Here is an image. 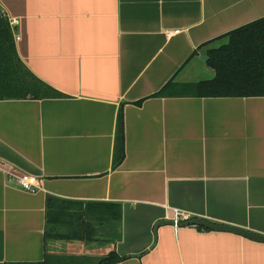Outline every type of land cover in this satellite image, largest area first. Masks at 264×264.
Instances as JSON below:
<instances>
[{"label":"crops","instance_id":"1","mask_svg":"<svg viewBox=\"0 0 264 264\" xmlns=\"http://www.w3.org/2000/svg\"><path fill=\"white\" fill-rule=\"evenodd\" d=\"M0 10L18 21L20 61L61 95L0 100V264L46 254L97 264L111 252L114 264H264V243L155 228L178 213L264 235V97H154L170 81L212 80L202 57L263 18L264 0H0ZM49 196L117 203L118 230L45 241Z\"/></svg>","mask_w":264,"mask_h":264},{"label":"trees","instance_id":"2","mask_svg":"<svg viewBox=\"0 0 264 264\" xmlns=\"http://www.w3.org/2000/svg\"><path fill=\"white\" fill-rule=\"evenodd\" d=\"M227 43L207 52L206 64L214 78L192 84L170 81L154 97L194 96L198 98L264 97V17L227 33ZM61 95L37 79L20 61L7 17L0 10V100H42ZM123 160V127L119 113L113 152V168ZM121 206L111 202H76L47 197L45 241L77 240L90 243L102 239L105 229L118 230ZM198 230L208 231L201 227ZM64 229L65 232L60 230ZM119 234L116 239H119ZM72 240V239H71ZM121 260L114 252L97 264ZM52 262V263H51ZM15 264V263H6ZM21 264V263H19ZM29 264V263H27ZM69 264L46 254L40 263Z\"/></svg>","mask_w":264,"mask_h":264},{"label":"water","instance_id":"3","mask_svg":"<svg viewBox=\"0 0 264 264\" xmlns=\"http://www.w3.org/2000/svg\"><path fill=\"white\" fill-rule=\"evenodd\" d=\"M202 58L204 61H207L208 59L206 56ZM165 225L174 226V222L173 221H159L155 224V228H158L160 226H165ZM188 226L201 227L208 231H213V232L231 233V234L241 236L245 239H248L254 242L264 243V235H259V234L247 231L239 227L231 226V225L211 223L201 218L189 219L188 221L179 223L177 225V227H188Z\"/></svg>","mask_w":264,"mask_h":264},{"label":"built area","instance_id":"4","mask_svg":"<svg viewBox=\"0 0 264 264\" xmlns=\"http://www.w3.org/2000/svg\"><path fill=\"white\" fill-rule=\"evenodd\" d=\"M9 24H10V27H16L18 25V21L11 20ZM14 38L17 39L18 37L14 36ZM8 175L17 178L20 188L25 192L31 193L39 189L38 180L33 176H30V175L15 176L11 173H8ZM189 219L190 217L188 215L177 213L172 221L174 222V227H177L179 223L188 221Z\"/></svg>","mask_w":264,"mask_h":264},{"label":"rangeland","instance_id":"5","mask_svg":"<svg viewBox=\"0 0 264 264\" xmlns=\"http://www.w3.org/2000/svg\"><path fill=\"white\" fill-rule=\"evenodd\" d=\"M70 242V241H69ZM59 243H63L64 245H66V243H68L67 240H62L60 241ZM101 258V257H100ZM99 258V259H100ZM58 260L59 261H62V262H68L69 264H90V262H92L91 260L87 259V260H83V261H79V262H74V257L70 256V255H64V254H61L59 257H58Z\"/></svg>","mask_w":264,"mask_h":264}]
</instances>
